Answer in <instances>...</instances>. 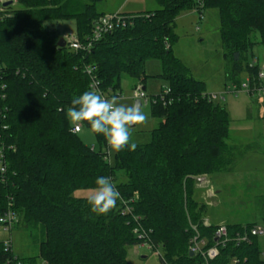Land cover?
<instances>
[{
  "label": "trees",
  "instance_id": "trees-1",
  "mask_svg": "<svg viewBox=\"0 0 264 264\" xmlns=\"http://www.w3.org/2000/svg\"><path fill=\"white\" fill-rule=\"evenodd\" d=\"M16 1L17 8L13 3L0 12V151L6 166L0 173V218L13 211L38 254L15 257L0 242V264H41V258L48 264H128L126 249L143 244L159 251L162 264H203L200 254L190 255L192 241L197 236L203 250L212 247L219 225L204 226L205 202L195 176L230 172L240 153L234 156L235 147L227 144L225 108L174 56V22L182 12L202 18L204 11L217 10L226 79L244 73L249 93L264 90L260 69L247 60L253 47L264 54V0H156L159 9L119 14L127 16L123 27L79 50L68 43L58 48L62 35L54 26L73 21L75 39L84 47L104 16L96 13V0ZM150 60L161 63L156 78L169 89L166 105L157 98L167 88L150 103L159 125L135 150H112L110 163L103 137L94 135L105 153L84 146L80 132H71L66 110L73 98L92 90V77L107 98L119 95L124 76L145 90L144 65ZM119 172L125 178L116 185L121 199L107 214L90 212L88 199L73 196L93 187L96 177L112 180ZM224 226L229 241L209 264L234 258L264 264L258 237L249 235L255 224ZM142 232L146 237L140 240ZM242 234L248 242L236 243Z\"/></svg>",
  "mask_w": 264,
  "mask_h": 264
},
{
  "label": "rangeland",
  "instance_id": "rangeland-1",
  "mask_svg": "<svg viewBox=\"0 0 264 264\" xmlns=\"http://www.w3.org/2000/svg\"><path fill=\"white\" fill-rule=\"evenodd\" d=\"M94 6L97 14L105 16L159 9L156 0H96ZM17 7V1L14 0L13 9ZM201 17L194 11L178 15L174 22L177 42L173 46V54L185 65L193 79L204 83L206 94L215 96L214 104L225 108L229 119L227 144L235 147L234 156L235 153H240L230 172L209 177L195 176V179H204L202 185L198 183L197 187L201 199L205 202L203 216L211 225L250 223L264 230V90H253L249 93V78L244 73L235 81L226 79L228 63L222 57L218 12L209 9L204 11ZM54 27L61 32L65 40H76L73 21L59 22ZM247 60L250 66L255 61V65L262 70V49L259 46L253 47ZM144 73L147 77L144 94L149 99L156 98L167 88L164 81L156 78L161 74V63L158 60L147 61ZM133 85L132 79L122 77L120 93L115 96L118 102L133 105ZM260 86L264 87V77L260 80ZM139 110L144 113L145 120L132 126L131 141L136 145H143L149 142L150 133L158 127L160 120L152 117L150 105L141 104ZM80 129L78 138L84 146L106 152L107 147H100L87 127L81 125ZM112 154L109 149L110 163ZM111 181L117 185L125 182V178L119 172ZM88 190H76L73 196L88 199L91 195ZM17 224L14 223L11 231H5L0 226V242L11 241L15 257L37 255L36 241L22 228V224ZM257 242L264 259V235L258 237ZM158 254V250H152L145 245L131 246L126 249V260L128 264H162Z\"/></svg>",
  "mask_w": 264,
  "mask_h": 264
},
{
  "label": "clouds",
  "instance_id": "clouds-1",
  "mask_svg": "<svg viewBox=\"0 0 264 264\" xmlns=\"http://www.w3.org/2000/svg\"><path fill=\"white\" fill-rule=\"evenodd\" d=\"M65 118L75 126L86 124L89 132L102 136L111 150L119 152L126 146L129 150L136 149V143L131 141L132 126L141 124L145 115L134 104L125 105L115 96L107 98L88 90L73 98ZM88 191L91 195L87 204L96 215L107 214L121 199L118 187L107 176L96 177ZM41 264H48V260L41 258Z\"/></svg>",
  "mask_w": 264,
  "mask_h": 264
},
{
  "label": "built area",
  "instance_id": "built-area-1",
  "mask_svg": "<svg viewBox=\"0 0 264 264\" xmlns=\"http://www.w3.org/2000/svg\"><path fill=\"white\" fill-rule=\"evenodd\" d=\"M7 3H10L9 5L14 3V0H0V12L3 11L4 7L6 6ZM127 16H121L119 14H114V15H107V16H101L99 17L94 25V29L92 31V35L88 38L86 44L81 46V44L77 40H66V44L68 43V48L71 50H79V49H87L90 46H92L95 42H97L100 37L107 32H110L114 28L117 27H123L125 25V20ZM86 73L88 75L91 74V69L88 68L86 69ZM264 77V67L262 70L259 71L258 78H263ZM92 83H91V89L92 91H98V84L95 81L94 77H92ZM143 88L140 85H137L133 89V99L134 100H139L141 104L145 105H150V103H155L157 99H159L163 105H166V101L164 100L165 96L169 93V89H165L161 95L158 96L157 99H149L145 94ZM211 99H214L215 96H210ZM72 133H78L80 132V126H73ZM106 159L108 160V152ZM6 171V166L4 162V155L0 151V173L4 174ZM197 182L202 185L204 182L203 178H198ZM16 222V216L11 211L8 209L6 213L0 218V226L5 230V231H11L14 223ZM204 226L208 227L209 223L204 222ZM250 236L253 237H260L264 235V230L259 228V227H254L250 230L249 232ZM249 235L247 234H242V235H236L234 240L236 243H241V242H248L249 240ZM146 236L142 232L141 234L138 235V238L140 240H143ZM214 245L206 250H203L202 247L205 245L204 241H199L197 242V236L193 239V246L190 248V252L192 254L198 253L201 255V257L204 260L203 264H209L210 261L214 260L216 257L219 255V248L224 247V245L229 241L228 238V232L227 229L224 225H219L214 233ZM3 248L5 252H12V246H11V241H3L2 242ZM147 246L146 244H143ZM150 248V246H148ZM229 264H246V261H239L238 259H232Z\"/></svg>",
  "mask_w": 264,
  "mask_h": 264
},
{
  "label": "water",
  "instance_id": "water-1",
  "mask_svg": "<svg viewBox=\"0 0 264 264\" xmlns=\"http://www.w3.org/2000/svg\"><path fill=\"white\" fill-rule=\"evenodd\" d=\"M9 4L10 3H7L6 6L9 5ZM65 45H66V41L64 40V38H60L58 40L57 47L61 49V48H64ZM142 90H144V89H142ZM133 104L136 105L140 109L141 103H140L139 100H134V103ZM190 255H192L191 252H190Z\"/></svg>",
  "mask_w": 264,
  "mask_h": 264
},
{
  "label": "crops",
  "instance_id": "crops-1",
  "mask_svg": "<svg viewBox=\"0 0 264 264\" xmlns=\"http://www.w3.org/2000/svg\"><path fill=\"white\" fill-rule=\"evenodd\" d=\"M117 14H128V13H117ZM145 91V90H144ZM215 192V191H214ZM263 214H264V209L262 210ZM205 222H207V220H205ZM220 225V224H219ZM225 225V224H224Z\"/></svg>",
  "mask_w": 264,
  "mask_h": 264
}]
</instances>
